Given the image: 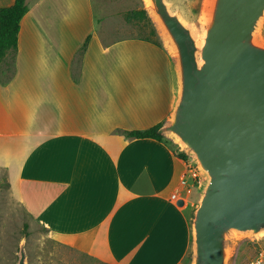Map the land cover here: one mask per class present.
I'll return each instance as SVG.
<instances>
[{
	"label": "crops",
	"instance_id": "0c3cea01",
	"mask_svg": "<svg viewBox=\"0 0 264 264\" xmlns=\"http://www.w3.org/2000/svg\"><path fill=\"white\" fill-rule=\"evenodd\" d=\"M26 3L14 75L0 82V169L15 197L55 242L100 263L189 264L187 207L170 200L185 201L189 163L125 134L169 115L167 51L97 31L89 0Z\"/></svg>",
	"mask_w": 264,
	"mask_h": 264
},
{
	"label": "water",
	"instance_id": "95a60500",
	"mask_svg": "<svg viewBox=\"0 0 264 264\" xmlns=\"http://www.w3.org/2000/svg\"><path fill=\"white\" fill-rule=\"evenodd\" d=\"M143 1L173 77L158 132L204 176L189 264H230L235 237L264 233V0H203L202 34L167 0Z\"/></svg>",
	"mask_w": 264,
	"mask_h": 264
},
{
	"label": "rangeland",
	"instance_id": "374dc122",
	"mask_svg": "<svg viewBox=\"0 0 264 264\" xmlns=\"http://www.w3.org/2000/svg\"><path fill=\"white\" fill-rule=\"evenodd\" d=\"M89 1L93 14L94 28L97 31L104 25H107L108 28L113 26L116 33L111 32L110 29L107 30V33L111 36L113 35L114 38L124 36L146 38L156 42L163 49L165 48L163 40L148 12L149 20L127 21L124 17L125 12L128 10L144 9L143 0ZM167 1L173 11H179L187 23L195 26L196 33L202 34L203 0ZM78 59H80L79 55H77L75 60L76 66L79 64ZM165 140L177 153L183 151L178 143L167 137H165ZM187 161L188 163H195L191 155H188ZM203 179L201 185L196 187L184 186L182 191V194L187 193H185L184 205L187 207L190 226H192L194 211L198 206L200 193L203 190ZM21 244H23L25 250L27 264H103L77 252L73 248L55 242L45 228L33 222L10 188L6 172L0 169V264H17ZM260 250H264V233L256 237L251 236L250 233L239 235L234 240L230 264H251V260ZM191 252L192 245L190 259Z\"/></svg>",
	"mask_w": 264,
	"mask_h": 264
},
{
	"label": "trees",
	"instance_id": "16d2710c",
	"mask_svg": "<svg viewBox=\"0 0 264 264\" xmlns=\"http://www.w3.org/2000/svg\"><path fill=\"white\" fill-rule=\"evenodd\" d=\"M27 11L26 0H14L11 5L0 7V82L2 84H5L14 75L20 22ZM124 17L127 21L149 20L148 14L143 8L128 10L125 12ZM88 40L89 36L86 37L77 52L79 58L85 51ZM161 125L162 122H159L144 129L125 131V134L133 138H152L167 142L164 136L158 132ZM177 156L183 160L188 158V155L183 151L177 153Z\"/></svg>",
	"mask_w": 264,
	"mask_h": 264
},
{
	"label": "built area",
	"instance_id": "2783aa9c",
	"mask_svg": "<svg viewBox=\"0 0 264 264\" xmlns=\"http://www.w3.org/2000/svg\"><path fill=\"white\" fill-rule=\"evenodd\" d=\"M203 176L199 168L195 163H189L185 175L181 179V184L185 187L199 186L202 184ZM179 196L177 194H171L170 200L177 202ZM251 264H264V250H260L256 253L254 258L251 260Z\"/></svg>",
	"mask_w": 264,
	"mask_h": 264
}]
</instances>
